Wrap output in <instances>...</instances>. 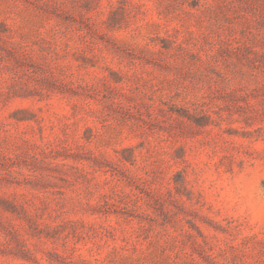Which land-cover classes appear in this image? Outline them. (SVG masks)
Here are the masks:
<instances>
[{"label": "rangeland", "instance_id": "374dc122", "mask_svg": "<svg viewBox=\"0 0 264 264\" xmlns=\"http://www.w3.org/2000/svg\"><path fill=\"white\" fill-rule=\"evenodd\" d=\"M0 264H264V0H0Z\"/></svg>", "mask_w": 264, "mask_h": 264}]
</instances>
